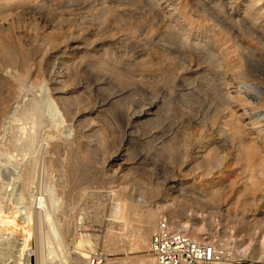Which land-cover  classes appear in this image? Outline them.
Instances as JSON below:
<instances>
[{
  "label": "rangeland",
  "instance_id": "rangeland-1",
  "mask_svg": "<svg viewBox=\"0 0 264 264\" xmlns=\"http://www.w3.org/2000/svg\"><path fill=\"white\" fill-rule=\"evenodd\" d=\"M246 1L0 0V219L16 212L20 226L12 231L0 223V264H39L42 248L45 264H77L70 245L74 232L90 237L96 243L92 251L108 255L110 264H132L147 250L105 251L106 235L121 231L112 214V192L121 190L123 201L144 197L146 205L175 203L166 180L200 189L198 171H189L196 161L189 159L209 150L219 156L210 163L214 185L225 186L219 204L225 215L210 214L212 226L201 225L198 236L205 243L222 238L217 244L232 255L219 264H264V139L257 140L251 130L264 134V14L246 10ZM180 33H190L189 42L208 40L212 49L206 52H225L221 92L209 58L192 49L189 56L177 53L172 43ZM212 35L222 41L214 44ZM164 47L173 50L168 59ZM57 70L71 79L60 91L80 105L71 128L51 86ZM28 107L41 122L31 142L26 140L30 119L23 112ZM139 110L145 114L134 119ZM217 114L225 134L240 130L243 160L230 142L218 149L217 136L207 128L197 138V124L209 125ZM22 126L28 134L20 132ZM69 140L74 144L68 146ZM252 145L255 154L248 157ZM185 152L190 157L183 163ZM28 163L33 171L25 173ZM118 166L124 178L116 180L112 171ZM246 196L256 199L246 204ZM35 207L49 216L41 226L50 241L41 246L33 228L29 248L23 247L22 227L31 228L24 213ZM160 214L169 218L166 208ZM140 217L129 215L130 233ZM61 237L70 249L62 250Z\"/></svg>",
  "mask_w": 264,
  "mask_h": 264
},
{
  "label": "bare ground",
  "instance_id": "bare-ground-1",
  "mask_svg": "<svg viewBox=\"0 0 264 264\" xmlns=\"http://www.w3.org/2000/svg\"><path fill=\"white\" fill-rule=\"evenodd\" d=\"M110 3H111V1H110ZM251 8H254L261 15L264 14V0H247L246 1V5H245V9L249 11ZM97 13H99V12H97ZM100 15H99V17H100ZM221 26H222V24H221ZM221 29H224L225 30V24H223V26L221 27ZM189 32H191V31H189ZM189 34L190 33H187V35H185L184 33H182V34L180 33V37L178 39H176L172 43L173 46H175L176 48H179V50L177 51V53H179V54H183V55H186L187 54V56H189L191 54V49H192L198 55H201L202 54L207 59L209 58V61H212L213 62V65H214L213 67H215V69H214L215 72L219 75L218 78H217V83L220 86L219 87V91L221 92V89H222L221 86L225 83L226 75H227L225 69L226 70L228 69L227 68V64H226V59L224 57L225 56V54H224L225 52H223V51H217V50L216 51L214 50L213 52L208 50L209 52H206L208 48L209 49L211 48L209 46L210 45V42L208 40H202L201 43L200 42H197V43L189 42V40H188L189 37L188 38L186 37ZM219 34H222V32L220 31ZM209 38L210 39L215 38V39H213L214 42L211 41L214 44L222 41V37L219 39L218 36H216V35H212ZM171 51H173V50L170 47H164L163 48L164 58L165 59H168L169 57H171V55H173V52H171ZM53 74H54V76H53V79H51V82H52V85L51 86H52V90L55 91V93H54L55 101L59 105V107H60V109L62 111V114H61L62 115V120L66 123V126L67 127H69V128L74 127L73 122L76 120L75 119L74 108L76 106H79L80 107V105H79L78 102H75L74 103L66 95V90L65 91H60L61 90V87L63 86L62 83H65V82L67 83L71 79L62 70L54 71ZM65 77H67V78L65 79ZM39 79H41V78H39ZM224 85H223V87H224ZM152 103H153V101H152ZM23 112H24L25 117H27V118L30 119L29 122H28L29 126L27 127L28 128V131H29V134L26 133L25 126L20 127V130H21L20 132H22L24 135H25V133L28 134L27 138L26 137H24V138H26V140L27 139L30 140V138L33 137L32 135L34 133L36 134L35 131H37L38 130V127H40L39 125H41L40 124L41 122L40 121H37L40 118L37 119L38 118L37 117L36 118L37 120L35 119L34 114L36 112L33 113V108L29 109V107H28L27 110L26 109L25 110L23 109ZM139 114H140V116L141 115H144L145 114V111L141 110L140 112L136 113V115L133 114L131 116L132 117L134 116V119H135V118H137V115H139ZM217 118H218V114H217V116H214L212 118V123H210L209 125H198L199 124L198 123L197 126L195 127V129L197 130V133H196L197 134V138L199 140L202 139L204 137L203 136V128H207L206 130H210L214 135L217 136V140H216V142L215 141L214 142L218 146V149H219V147H223L224 148L225 143L230 142L231 143V146L235 147L237 159L238 160H243V157H244V153H243L244 139H238L237 138V134H238V132L240 130L238 128H236V131L234 132V134L233 133H231L230 135L225 134V131L223 130V128H221L219 119H217ZM25 120H27V119H25ZM38 122H40V123L38 124ZM251 130H252V133L253 134L254 133L256 134V139L257 140L264 139V134H262L260 131L254 130V128L251 129ZM95 132L98 133V131H95ZM30 142H31V140H30ZM73 144H74V140H69L67 142V145L68 146H71ZM201 144H203V143H201ZM100 145L102 146L103 144H100ZM259 146H260V144H259ZM248 148L252 150V151H250L248 153V157H251L252 155L255 154V152H254V149L255 148H254L253 145L252 146H249ZM209 152H210V150L208 151V153ZM208 153L207 154H199L198 156H193L192 158L189 159V160H192V162L193 161L194 162L196 161V163H192V165L189 166V171L190 172L198 171V176L200 177L199 182L202 184V187L200 189L197 188V187H195L193 184L186 185L187 182L186 183H180V184L176 185L171 179L166 180V185H165L166 190L167 189H168V191L169 190H173L174 192H171V194H175L173 198L178 199V201H175V203L173 201V202H170L169 204H164V205H161V206H159V205L158 206L146 205L147 198H144V197L142 199L140 198L141 200L140 199H137V201H135L136 198H135L134 201L132 200L130 202L129 201H126V200L123 201L122 199H123L124 196H122L123 194L121 193V190H118V189L117 190H114V192H112V195H113V200L115 201V203L112 206V214L114 215L115 219H117L119 221L120 226H121V228H120L121 231L119 233H116V232H114V230H112V231H110L108 233V235H106V241H105L106 242V245L105 246H106L107 249H105V251H108V252L109 251L111 252V251H114V250H122V251H125V252H127V251L130 252L132 250H137L139 252L140 251H143V250H147L148 251L150 234L153 233L154 230L156 229L157 223L160 220V218L162 217V215L160 213H161V210L163 208L168 209V217L169 218H167V219L170 221L171 225L174 228H176L178 230H181V231L187 233L190 237H192V238H194V239H196L198 241H202L199 238L198 233L201 230V227L202 226H207L208 228H210L212 226V223L213 222L210 221L211 220L210 219V217H211L210 214H213V213H217V214L218 213H221L222 215L223 214L225 215V213H223L224 211H222L221 207L219 206V204H220L223 196L226 194V191L224 192L225 186L222 187V185H220V186H215L214 185V173H213L214 166L210 163L211 162L210 159H212V158L215 157V159L218 160V157L219 156H218V154L215 155V154H208ZM181 154H183V153H181ZM195 155H197V154H195ZM117 156H118V154H116V153L113 154L112 156H109L110 158H108V159H110V163H113L115 161V159H116ZM177 156H180V155H177ZM189 157H190L189 153L188 152H185V154L183 155V158H182L183 159V163H185L188 160ZM32 162H33V160H32ZM30 170L33 171L31 169L30 163H28L27 165H25V173L26 172L27 173L28 172H31ZM248 171H249V168L248 167H244V168L241 169V173L244 174L245 177H247V172ZM121 172H122L121 166H118L115 170L112 171V174L116 178V180H119V179H123L124 178V174L122 175ZM187 173H188V171H187ZM261 174L264 175V170H262V173ZM251 175H254L253 172H251ZM28 180H29V178H28ZM196 190H198V192H196ZM196 194H198V197L195 196L194 198H192V195H196ZM129 195H130V198H131V194H129ZM127 197H128V195H127ZM148 197H152V196H148ZM255 199H256L255 197L250 198L249 196H246L245 199H244V201H243V203H246V204L248 202L253 203ZM138 200H140V201H138ZM214 205H215V207H214ZM207 209H209V211L207 212V214L205 216H203V213H201V216H197L198 215V211L201 210L203 212V211H205ZM11 210H14V209H11ZM131 213H138V214L140 213V216L141 217H140V220H139V224H137L131 230V233H130L129 232V230H130L129 226H130L131 220L129 218V215ZM3 215H4V213H3ZM24 215H25V221L27 222L28 226L29 225L31 226V228L29 229V227H28V229H26L27 227L26 228L25 227H22V230H23L22 233H24V236H22L23 237L22 238L23 239V247H28L29 246V244H30L29 242H30V240L33 237L32 232H31V230L33 228L36 231L35 232V240L36 241L37 240H40V242L42 243L41 246H43V247L46 246L44 244V242L45 241L46 242H49L50 241V239H49L50 237H45L44 236L45 234H43V230L44 229L42 228V226L44 225L43 224L44 223V219L47 218L48 214L47 213H42V211L40 210V207H35L33 210H30V211L24 213ZM244 215H245V213H244ZM179 216H181L182 219H185L186 221L185 222L181 221L182 220L181 217H180L181 220L178 219ZM16 217H18V213H16V212H13L11 215H6L5 214V216L0 219V223L2 224L3 227L11 228L12 231H16L18 227L20 228V226H18V223L16 221ZM227 221H229V220L226 219L225 222H227ZM188 222H190V226H188V224H189ZM41 224H42V226H41ZM239 225H240L241 230L245 228V222L242 219L240 220ZM225 227H228V226L225 224ZM127 229H128V231H127ZM2 230H3V228H2ZM53 230H52V232H53ZM223 230L224 231L221 232L222 233V237L224 235H226V232H227L226 231V228H224ZM37 231L39 233H37ZM127 232H129L130 234L127 233ZM72 234H73L72 235L73 238H72V242L70 243V245H72L74 247V249H73L74 250V253H75L74 254L75 255L74 256V259L76 260L77 264H87L86 258L88 257V253L90 251H92V249H94L96 243L94 241H91L90 237L89 238L84 237L85 235L83 236L82 234H77L76 232H74ZM61 238H62L61 240L63 242L65 239H64V237H61ZM221 241H222V238L220 237L217 242L218 243L219 242L221 243ZM217 242L214 241V242H210L209 244H211V245L214 246V248H215L217 254L219 255V257H222L224 255H228V256H231L232 255V253L230 252V250H228V248H225V249L222 248V246L224 245L223 243L220 244V246H219V244H217ZM58 243H59V241H58ZM60 244H62V243H60ZM63 244H64V242H63ZM63 244H62V250H63V246H65L67 243H65L64 245ZM55 246L57 247L58 245H55ZM68 246H67V248H69ZM59 249L61 251V246H60ZM48 250H50V249H48ZM259 250L260 249H258V251ZM41 251H42V254L41 253L40 254L42 256H40L41 259H39V260H41L40 261L41 263L39 262V264H45V259H44V257H45L44 254L45 253H43V251L45 252V250L42 248ZM67 251H68V249H67ZM255 251H256V249H255ZM48 253H50V252H48ZM64 253H65V251H64ZM224 258H225V256H224ZM61 260H64V259H61ZM20 261H22V260L20 259ZM131 262H132V264H155L154 258L151 255H149L148 253L146 255H138ZM121 263L122 264H127V261H123Z\"/></svg>",
  "mask_w": 264,
  "mask_h": 264
},
{
  "label": "built area",
  "instance_id": "built-area-1",
  "mask_svg": "<svg viewBox=\"0 0 264 264\" xmlns=\"http://www.w3.org/2000/svg\"><path fill=\"white\" fill-rule=\"evenodd\" d=\"M147 253L155 264H219V257L213 245L198 241L187 233L174 228L170 221L163 217L149 239ZM108 255L99 251H90L87 264H110ZM52 264H63L55 261Z\"/></svg>",
  "mask_w": 264,
  "mask_h": 264
}]
</instances>
